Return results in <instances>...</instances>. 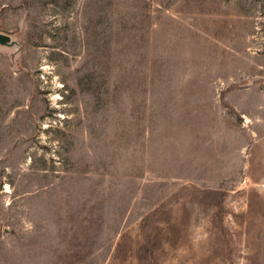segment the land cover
I'll use <instances>...</instances> for the list:
<instances>
[{
    "label": "rangeland",
    "instance_id": "1",
    "mask_svg": "<svg viewBox=\"0 0 264 264\" xmlns=\"http://www.w3.org/2000/svg\"><path fill=\"white\" fill-rule=\"evenodd\" d=\"M0 264H264V0H0Z\"/></svg>",
    "mask_w": 264,
    "mask_h": 264
},
{
    "label": "water",
    "instance_id": "2",
    "mask_svg": "<svg viewBox=\"0 0 264 264\" xmlns=\"http://www.w3.org/2000/svg\"><path fill=\"white\" fill-rule=\"evenodd\" d=\"M0 44L13 45L14 42L10 41V37L8 35L0 33Z\"/></svg>",
    "mask_w": 264,
    "mask_h": 264
}]
</instances>
